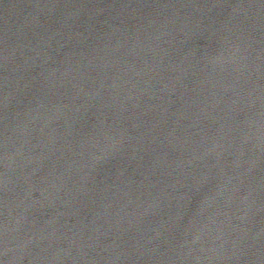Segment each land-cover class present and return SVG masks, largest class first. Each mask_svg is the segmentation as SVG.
I'll use <instances>...</instances> for the list:
<instances>
[{"label": "water", "instance_id": "water-1", "mask_svg": "<svg viewBox=\"0 0 264 264\" xmlns=\"http://www.w3.org/2000/svg\"><path fill=\"white\" fill-rule=\"evenodd\" d=\"M0 264H264V0H0Z\"/></svg>", "mask_w": 264, "mask_h": 264}]
</instances>
